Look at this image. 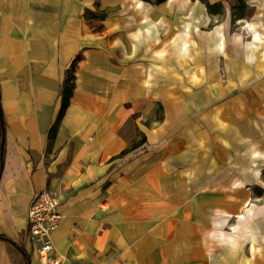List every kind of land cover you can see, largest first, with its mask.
<instances>
[{
    "label": "crops",
    "instance_id": "1",
    "mask_svg": "<svg viewBox=\"0 0 264 264\" xmlns=\"http://www.w3.org/2000/svg\"><path fill=\"white\" fill-rule=\"evenodd\" d=\"M228 1L0 0V264H43L42 190L62 264H264V0Z\"/></svg>",
    "mask_w": 264,
    "mask_h": 264
},
{
    "label": "built area",
    "instance_id": "2",
    "mask_svg": "<svg viewBox=\"0 0 264 264\" xmlns=\"http://www.w3.org/2000/svg\"><path fill=\"white\" fill-rule=\"evenodd\" d=\"M59 199L46 190L36 193L27 210L26 237L43 264H62V258L52 253L51 233L59 226L62 214Z\"/></svg>",
    "mask_w": 264,
    "mask_h": 264
},
{
    "label": "trees",
    "instance_id": "3",
    "mask_svg": "<svg viewBox=\"0 0 264 264\" xmlns=\"http://www.w3.org/2000/svg\"><path fill=\"white\" fill-rule=\"evenodd\" d=\"M238 1V4L236 6H234V15L235 16H243L244 15V11H245V3H243L242 0H237ZM206 6L208 8V10H212L214 12H218L220 10V6H221V3L218 2V3H214V4H209V3H206ZM77 59V58H76ZM76 59H74V61L72 62L70 68L68 69V71L66 72V75L64 77V80L62 82V87H61V106H60V110H59V113H58V116H57V119L56 121L54 122V124L49 128L48 130V136L50 137H53L54 134H55V131H56V127L58 125V122L62 116V114L64 113L66 107L68 106V102H69V98L72 94V90L74 88V70H75V62H76ZM0 137H1V127H0ZM143 138L136 144H132V146H130L129 148H126L124 150H122L118 155L117 157H122L130 152H133V154H135V150L136 148H138V146H140L142 143H143ZM0 163L2 164L3 161L1 159ZM0 174H1V171H0ZM5 240L10 244L12 245L13 247H15L16 249V252L21 256V260L23 262V264H27L29 262V259H30V255L27 251V249L25 248L24 244L23 243H20L19 245H15V244H12V242L5 238ZM14 264H17L15 261H14Z\"/></svg>",
    "mask_w": 264,
    "mask_h": 264
},
{
    "label": "rangeland",
    "instance_id": "4",
    "mask_svg": "<svg viewBox=\"0 0 264 264\" xmlns=\"http://www.w3.org/2000/svg\"><path fill=\"white\" fill-rule=\"evenodd\" d=\"M246 2L250 3L251 1H255V0H245ZM235 1L234 0H229L227 5L230 4V6L234 3ZM252 12V8H250V10L248 11V14ZM247 26H248V23H238L236 22V24L233 25V28H234V31H240V29L242 30V33H240V41H243L245 38L248 37V33H247Z\"/></svg>",
    "mask_w": 264,
    "mask_h": 264
},
{
    "label": "water",
    "instance_id": "5",
    "mask_svg": "<svg viewBox=\"0 0 264 264\" xmlns=\"http://www.w3.org/2000/svg\"><path fill=\"white\" fill-rule=\"evenodd\" d=\"M0 127H1V130H2L1 139H0V148H1V154H2V148H3V143H4V124H3V116H2L1 104H0Z\"/></svg>",
    "mask_w": 264,
    "mask_h": 264
},
{
    "label": "bare ground",
    "instance_id": "6",
    "mask_svg": "<svg viewBox=\"0 0 264 264\" xmlns=\"http://www.w3.org/2000/svg\"><path fill=\"white\" fill-rule=\"evenodd\" d=\"M239 216V215H238Z\"/></svg>",
    "mask_w": 264,
    "mask_h": 264
}]
</instances>
